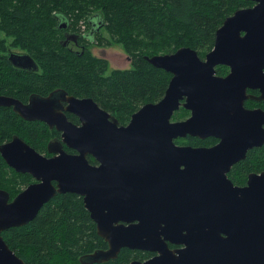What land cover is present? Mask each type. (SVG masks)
Listing matches in <instances>:
<instances>
[{
    "label": "water",
    "instance_id": "95a60500",
    "mask_svg": "<svg viewBox=\"0 0 264 264\" xmlns=\"http://www.w3.org/2000/svg\"><path fill=\"white\" fill-rule=\"evenodd\" d=\"M253 1L255 6L223 20L205 60L186 46L144 56L171 78L162 98L140 106L126 125L90 97L62 90L31 95L27 104L0 95V106H12L24 119L55 124L62 141L77 151L69 154L55 141L50 152L58 154L46 157L18 136L0 144L9 166L36 179L11 200L0 189V264H25L2 231L27 224L64 192L82 196L108 244L81 256L83 264L113 259L121 248L157 252L128 264H264V170L250 173L245 186L227 176L247 149L264 143V110L243 106L246 87L258 88L264 99V0ZM27 57L34 62L18 55ZM217 64L229 65L230 72L216 75ZM14 66L28 68L20 61ZM60 99L81 125L67 121ZM181 100L190 116L172 122ZM186 135L219 141L209 148L174 145L173 138ZM88 155L99 165L89 163ZM167 242L182 247L171 249Z\"/></svg>",
    "mask_w": 264,
    "mask_h": 264
},
{
    "label": "trees",
    "instance_id": "16d2710c",
    "mask_svg": "<svg viewBox=\"0 0 264 264\" xmlns=\"http://www.w3.org/2000/svg\"><path fill=\"white\" fill-rule=\"evenodd\" d=\"M251 5L247 0H0V32L9 35L14 46L29 54L37 66L23 71L0 59V92L22 99L30 93L43 96L57 89L74 97H90L124 125L140 106L161 98L171 78L144 56L172 53L186 46L202 57L212 49L223 20ZM94 14L111 44H118L129 57V68H110L107 59L93 54V45L80 54L63 44L60 20L74 29ZM4 42L0 38V52L6 50ZM46 128L0 107V144L15 134L45 153ZM263 170L264 143L248 150L228 176L242 182L247 172ZM30 180L28 174L15 173L0 156V189L10 198ZM1 235L25 264H83L81 256L107 246L82 198L69 192L55 195L27 224ZM141 257L135 250L121 248L115 258L91 264H128Z\"/></svg>",
    "mask_w": 264,
    "mask_h": 264
},
{
    "label": "flooded vegetation",
    "instance_id": "af4514ba",
    "mask_svg": "<svg viewBox=\"0 0 264 264\" xmlns=\"http://www.w3.org/2000/svg\"><path fill=\"white\" fill-rule=\"evenodd\" d=\"M247 1H250L252 3V5L251 6H248V7H252V6H255L257 4V2L256 1H253V0H247ZM244 8H247V7H244ZM239 9H241V8H239ZM100 23H101V20H100V18H99V16L97 14L91 15L86 21H81L79 25H77V26L74 27V29H72V27L69 24H67V22H65L64 20H60L59 21V27L62 30V36H63L62 42H63V44L68 45V47H67L68 49H70L72 51H75V52H79L80 54H82L83 52H85L86 51V48H88L89 45H93L94 48L95 47L98 48V46H96L98 44H101V45L108 44V45H110L111 42H112V40L107 39V38L106 39L101 38V33L100 32H101V28L103 26ZM2 34L3 35L0 34L2 36V37L0 36V38H2L3 41H5L4 44H5V49L6 50L3 51V52H0V59H3L4 58L12 67L17 68V69H18V67H15L14 65L17 64L18 61L24 63L25 65H27L28 68H19L20 70H23V71H25V70H28V71L29 70H35V67H36L35 65L36 64H34V62L32 60H30L28 57L26 59H22V60H19V58H18V55L27 54V53H25V51H23V50H19L18 48H16L12 42L9 43V41H7L8 37H10L9 35L5 34L4 32ZM92 48H91V50H92ZM16 54H18V55H16ZM11 55H12L13 61L10 59V56ZM27 55L30 58H32L29 54H27ZM199 57L202 60H205V55L202 56V57L201 56H199ZM261 67H263L262 68V71L264 73V65L262 64ZM214 69H215L216 75H219V76H226L230 72V66L229 65H226V64H217L216 66H214ZM55 90H57V89H55ZM55 90H52V91H55ZM65 93H66L65 94L66 96H73V95H68L67 92H65ZM32 94L33 93H30V94L26 95L25 97L24 96H21L22 97V99H21V98H16L14 96L7 95L5 93H1L0 92V95L17 99V100L21 101L24 104H27L28 103L29 97ZM48 94H46V95H48ZM46 95H43V96H46ZM260 95H261V93H260V91H259L258 88H256V87H246V89H245V96L246 97L243 100V106H244V108H246V109H257V108H261L262 110H264V99H259ZM77 98H79V97H77ZM161 98H159L157 101H159ZM183 101L184 100H181L180 101L179 108L176 109L172 113L171 118H170V121H172V122L181 121V120H184V119H186L187 117L190 116V111L188 109H185L182 106ZM67 105H68V102L65 99H63V100L60 99L59 106L62 108V111H63V113H64L67 121H69V122H71V123H73V124H75L77 126L81 125V121H80V118H79L78 115L74 114L73 112H70V111L65 110V107ZM0 107L9 108L12 112H14L15 114H17L25 122H29V123L30 122H40V123H43V124H45L47 126L46 130L49 133V138L46 139V142H45V147H44L45 153H41V152L37 151L33 147L41 155L46 156V157H50V156H53L55 154H58V153L50 152V150L52 148L56 147L55 145H50L51 143H53L55 141L61 142L62 148H63V150L65 152H67L69 154L77 153L76 150H74L73 148H69L62 141V131L59 130V129H57V127H56L55 124L53 126H50L45 121H41V120H27V119H24L18 112H15L13 110V107L12 106H0ZM182 109L188 111V115L185 118L178 116L179 112ZM117 123H118V121H117ZM126 124H124V125H126ZM118 125H122V124H119L118 123ZM13 136H18L19 138H21L19 135L13 134L7 141H3L2 143H5V142L10 141ZM22 140H24V139H22ZM24 141L27 144H29L26 140H24ZM172 141H173V143H174L175 146H190V147H193V148H196V147L209 148V147L217 144L218 141H219V139L216 138V137H214V136H207V137L201 138V137H198V136L186 135V136H177L176 138H173ZM256 147H258V146H254V147H251V148L247 149L246 154H247L248 150L254 149ZM0 156L2 157L1 153H0ZM88 156L93 159V157L91 155H88ZM88 156H87V159H88ZM2 159L7 164V162L5 161V159L3 157H2ZM243 159H240L239 161L233 163L230 166V170L227 172V176H228L229 172L231 171V169L233 168V166L235 164H237L238 162H240L241 160H243ZM88 161H89V159H88ZM93 161H94V163H91L90 161H89V163L95 164V166H98L99 165V162L96 159L95 160L93 159ZM8 167H10L11 169H13L15 171V173H17V174H22V175H24V174L27 175L28 174L31 177V180L29 182H27L26 184H24L21 187L22 189H24L26 186H28L29 184L34 183L36 181V179L30 173L17 171V170H15L13 167H11L9 165H8ZM181 168H183V166H181ZM260 172H256V171L247 172L246 173V176H245V179L242 182H235L229 176H228V178H230V180L233 182V184L235 186L236 185L237 186H245L246 185V182H247V177H248V175L250 173H260ZM69 193H71V192H69ZM57 194H62V193H57ZM73 194H76V193H73ZM76 195H78V196H80L82 198L81 195H79V194H76ZM12 198H10V195H9V200H11ZM82 202H83V198H82ZM83 205H84V203H83ZM95 227H96V225H95ZM167 245L171 249H176V248L182 247V245H176V244H173V243H170V242H167ZM107 247H108V244H107L106 248ZM106 248H103V249H106ZM127 249H129V248H127ZM130 250H135L137 253H140L141 256H142L141 258H133V260L143 261V260H146V259H148V258H150V257H152V256H154V255L157 254V252H153V251H149V250H142V249H135V248L130 249Z\"/></svg>",
    "mask_w": 264,
    "mask_h": 264
},
{
    "label": "rangeland",
    "instance_id": "374dc122",
    "mask_svg": "<svg viewBox=\"0 0 264 264\" xmlns=\"http://www.w3.org/2000/svg\"><path fill=\"white\" fill-rule=\"evenodd\" d=\"M2 33L3 32H0L1 35H3ZM100 33H101V38H103V39H106V38L107 39H110V36L107 33V31H106L105 28H102ZM7 41H9V43H11L13 40H12L11 37H8ZM105 49L106 50H104V49L102 50V48H99V47L98 48L97 47L94 48L93 47L92 48V51H93V53L96 56L100 55V56L106 57L110 61L109 62L110 63V66H109L110 68H121V69H123V68H129V63H128V61L125 58L126 56L122 52L121 47L118 44H114V43L113 44H110ZM103 51H105V55H102ZM110 68L107 70L106 73L109 72ZM183 111H184V109H182L179 112L178 116L185 118L188 115V111L187 110H185V112H183Z\"/></svg>",
    "mask_w": 264,
    "mask_h": 264
},
{
    "label": "bare ground",
    "instance_id": "6f19581e",
    "mask_svg": "<svg viewBox=\"0 0 264 264\" xmlns=\"http://www.w3.org/2000/svg\"><path fill=\"white\" fill-rule=\"evenodd\" d=\"M255 3H256V2H255ZM255 3H254V4H255ZM254 4H253V5H254Z\"/></svg>",
    "mask_w": 264,
    "mask_h": 264
}]
</instances>
